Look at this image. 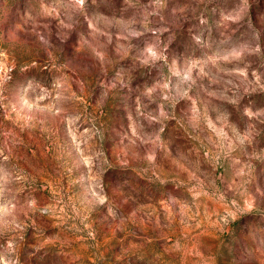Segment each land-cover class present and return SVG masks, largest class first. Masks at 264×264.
<instances>
[{
	"label": "rangeland",
	"instance_id": "1",
	"mask_svg": "<svg viewBox=\"0 0 264 264\" xmlns=\"http://www.w3.org/2000/svg\"><path fill=\"white\" fill-rule=\"evenodd\" d=\"M0 264H264V0H0Z\"/></svg>",
	"mask_w": 264,
	"mask_h": 264
}]
</instances>
